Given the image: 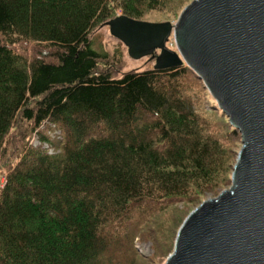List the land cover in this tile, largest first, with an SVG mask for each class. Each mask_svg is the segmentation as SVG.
<instances>
[{
    "label": "trees",
    "instance_id": "1",
    "mask_svg": "<svg viewBox=\"0 0 264 264\" xmlns=\"http://www.w3.org/2000/svg\"><path fill=\"white\" fill-rule=\"evenodd\" d=\"M163 2L0 0V264H156L231 185L240 132L190 68L101 70L92 32Z\"/></svg>",
    "mask_w": 264,
    "mask_h": 264
},
{
    "label": "water",
    "instance_id": "2",
    "mask_svg": "<svg viewBox=\"0 0 264 264\" xmlns=\"http://www.w3.org/2000/svg\"><path fill=\"white\" fill-rule=\"evenodd\" d=\"M105 25L132 59L190 68L241 135L230 187L186 217L163 264H264V0H192L175 23Z\"/></svg>",
    "mask_w": 264,
    "mask_h": 264
},
{
    "label": "rangeland",
    "instance_id": "3",
    "mask_svg": "<svg viewBox=\"0 0 264 264\" xmlns=\"http://www.w3.org/2000/svg\"><path fill=\"white\" fill-rule=\"evenodd\" d=\"M162 5L155 9L146 10L141 19L143 21H149V22H167V20H170L168 22L175 23L183 9L191 3L192 0H164ZM91 39L93 41L94 48L98 50L99 52H102L108 57V61L105 62L106 64L102 63L101 70L105 71L107 70L113 77H120L123 74L135 70H146V69H152L155 64V59L151 58L150 56H145L139 60L132 59L128 54L127 47L117 38L113 37L110 34L109 27L106 25H100L98 26L91 34ZM172 43V44H171ZM168 46L170 49H176L175 42L173 38L169 40ZM18 52L23 54L30 55L33 54L34 46L29 45L28 47L25 45L18 46L16 49ZM31 50V51H30ZM31 52V53H30ZM205 87V86H203ZM206 89V88H205ZM207 90V89H206ZM208 100V99H207ZM221 113V116L226 118V115ZM31 144L33 146H38L40 144V141L36 134L32 136ZM234 149L235 151H240L242 142L241 138H239L236 143H234ZM47 148L46 145L42 147ZM7 173V169L2 171L1 180L0 183L4 184L5 182V174ZM230 186H225V189L229 188ZM217 194H207L205 197L206 199L214 198ZM182 210V204L178 205ZM195 204H192L190 208L192 209L195 207ZM184 213L180 211V214L178 215L177 224L180 221V219L183 217ZM165 224L166 226H170L171 219L168 217L165 218ZM177 224H175L174 228H176ZM170 242L167 243L166 249H168L170 246ZM136 248L141 256L144 257H151L154 254V248L151 242L146 241H140L137 239L136 241ZM164 249L162 251V255L157 257L156 264H163L167 257L171 254L170 249L169 253L168 250L166 251ZM166 251V252H165Z\"/></svg>",
    "mask_w": 264,
    "mask_h": 264
},
{
    "label": "bare ground",
    "instance_id": "4",
    "mask_svg": "<svg viewBox=\"0 0 264 264\" xmlns=\"http://www.w3.org/2000/svg\"><path fill=\"white\" fill-rule=\"evenodd\" d=\"M137 60H139V59H137Z\"/></svg>",
    "mask_w": 264,
    "mask_h": 264
},
{
    "label": "built area",
    "instance_id": "5",
    "mask_svg": "<svg viewBox=\"0 0 264 264\" xmlns=\"http://www.w3.org/2000/svg\"><path fill=\"white\" fill-rule=\"evenodd\" d=\"M172 44V43H171Z\"/></svg>",
    "mask_w": 264,
    "mask_h": 264
}]
</instances>
